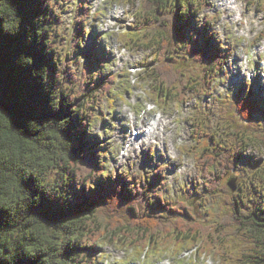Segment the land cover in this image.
<instances>
[{
    "label": "trees",
    "instance_id": "obj_1",
    "mask_svg": "<svg viewBox=\"0 0 264 264\" xmlns=\"http://www.w3.org/2000/svg\"><path fill=\"white\" fill-rule=\"evenodd\" d=\"M111 1L138 5L124 42L151 52L143 75L162 106L207 96L226 77L231 55L197 17L208 0ZM60 2L0 0V264H97L103 242L152 256L197 247L224 264H264V205L225 197L217 219L201 221L182 202L164 200L159 172L148 179L108 172L110 151L88 126L114 94L117 77L105 72L113 57L93 32L88 3L72 26L75 59L61 55ZM179 53L190 69L178 64ZM81 58L83 83L70 71ZM254 88L240 82L232 93L235 118L225 136L235 144L200 159L209 196L227 195L225 181L248 162L250 146L264 151V98ZM255 172L264 179V160Z\"/></svg>",
    "mask_w": 264,
    "mask_h": 264
},
{
    "label": "rangeland",
    "instance_id": "obj_2",
    "mask_svg": "<svg viewBox=\"0 0 264 264\" xmlns=\"http://www.w3.org/2000/svg\"><path fill=\"white\" fill-rule=\"evenodd\" d=\"M80 3H88L93 32L99 35L98 37L101 36L99 43L102 44V49L109 57H116L115 47L119 45L126 47L124 36L130 37L134 33L132 30L135 24L134 13L138 5L127 7V2L101 0L102 8L95 9L93 14L95 6L92 0H75V3L73 0H61L56 11L61 17L62 26L56 41L58 48L61 49L59 52L61 55H68L69 62L75 59L68 45L71 43L72 26L78 16ZM226 3L227 0H221L219 6L223 7ZM208 4L207 9L219 16L217 5L209 3V0ZM262 4L264 0L246 1L245 15L250 14L252 19L260 17L264 20ZM115 6H124L123 12L105 18V14ZM201 12L197 17H200ZM65 17L72 18L71 27H65ZM229 20H231L230 16L225 17V21ZM199 21L209 22L213 33H215L214 25H220L224 38L219 41L231 55L227 62V78L222 76L223 78L218 79V82L215 81L209 88L210 93L207 96L193 98L187 103L167 101L166 105L162 106L158 100L152 99L151 82L143 75V65L151 60V52L127 48L119 52L122 58L116 57L117 62L108 60L105 72L116 74L117 77L116 82L113 83L114 94L106 97L102 105L93 112L95 120L89 124L88 131L91 136L99 137L104 150L107 148L111 152L106 161L108 172H126L129 176L147 179L152 177L153 172H159V184H163L160 190L165 201L172 204L180 201L190 207L196 219L215 221L220 207L225 203V197L228 202L232 196L239 195L241 198L245 197L264 205V179L258 177L255 172L264 160V151L257 144L254 143L245 152L248 162H244L238 172L229 175L225 181L227 184L230 180H235L234 192L228 190L227 195L222 197L209 196L204 189L200 171V168L208 166L200 160L204 159L207 153H212L214 149L220 151L221 147L228 148L235 144L234 140L225 136V129L235 118L231 96L240 80L250 87L251 80L254 79L264 98V83L261 82L260 77V72L264 71V32L248 40L233 32L230 23H221L219 19L209 17ZM249 35L251 36V32ZM87 42L89 41H85L84 48L87 47ZM246 56L251 57L249 61L251 71L256 73L251 79L243 74L242 65ZM80 62L81 60L78 62L76 60L74 66L82 68L83 64L81 65ZM177 62L185 69H190L192 66L191 62L186 57H181L180 53L177 55ZM130 68H136V72L130 73ZM221 88H226V91L221 92L219 90ZM147 105L154 109L144 112ZM102 116L105 122L100 121ZM159 121L163 122L162 126L158 125ZM97 128L99 133L95 131ZM145 128L153 130L147 137L143 136ZM132 129L139 133L140 138L126 149L130 155L121 157L120 150L125 149V144L132 138ZM241 134H244L243 130H238L237 137ZM100 249L102 252L97 264H224L223 257L214 253L199 255L197 247L180 255L179 252H173L172 247L169 246L166 252L159 250L155 256H152L151 252L149 255L146 252L135 254L108 242H103ZM187 253L188 256L185 257Z\"/></svg>",
    "mask_w": 264,
    "mask_h": 264
},
{
    "label": "clouds",
    "instance_id": "obj_3",
    "mask_svg": "<svg viewBox=\"0 0 264 264\" xmlns=\"http://www.w3.org/2000/svg\"><path fill=\"white\" fill-rule=\"evenodd\" d=\"M57 0H41L42 4H56ZM95 8L93 14H95V9H101V0H92ZM221 0H209V3L216 4L217 8L219 10L220 15L216 16V14L211 11L210 9H203L201 12V15L198 19H203L204 17H209V18H216L219 19L221 23H230L232 24V30L238 35L243 36L244 38L251 40L253 39L256 35L260 34L261 32H264V20H262L260 17H256L255 19L251 18V15H245V5H246V0H227L226 4H223V7L219 6V3ZM73 3H75V0H73ZM106 7V6H104ZM127 7H131V5H128ZM117 8H119V11H117ZM124 6H115L112 8V10L109 13L105 14V18L108 15H120L121 12H123ZM230 16L231 20L225 21V17ZM66 24L65 27H71L72 25V18L71 17H65ZM91 22V21H90ZM111 24V21H109ZM237 25H242V27H237ZM199 26V25H198ZM215 33H216V38L217 39H223V34L220 31V25L215 24L214 25ZM255 29V31H253ZM251 32V36L249 33ZM69 50L71 51L72 48L74 47L73 45L69 44L68 45ZM250 56H246L243 62V69L244 72L243 74L248 77V79H251L253 75L256 73L251 71V64H250ZM83 58H81V65L83 64ZM71 72H76L80 77H81V82L83 83L87 77L83 72V69L80 68V66H73L70 69ZM260 77H261V82L264 83V71L260 72ZM227 81H225V84ZM221 92L226 91V88H221L219 89ZM148 109L145 107L144 112H146ZM144 113L142 112L141 115ZM97 133H99V129H95ZM137 148L139 145L136 146ZM130 155L129 151H121L120 156H128ZM175 158V157H174ZM121 163H123V160H121Z\"/></svg>",
    "mask_w": 264,
    "mask_h": 264
},
{
    "label": "water",
    "instance_id": "obj_4",
    "mask_svg": "<svg viewBox=\"0 0 264 264\" xmlns=\"http://www.w3.org/2000/svg\"><path fill=\"white\" fill-rule=\"evenodd\" d=\"M234 182H235V180L232 179V180H230V181L227 183V187L229 188V190H230L231 192H234L235 189H236Z\"/></svg>",
    "mask_w": 264,
    "mask_h": 264
},
{
    "label": "bare ground",
    "instance_id": "obj_5",
    "mask_svg": "<svg viewBox=\"0 0 264 264\" xmlns=\"http://www.w3.org/2000/svg\"><path fill=\"white\" fill-rule=\"evenodd\" d=\"M160 124H163V122L159 121V122H158V125H160ZM155 135H156V134H155ZM130 147H131V146H130Z\"/></svg>",
    "mask_w": 264,
    "mask_h": 264
}]
</instances>
